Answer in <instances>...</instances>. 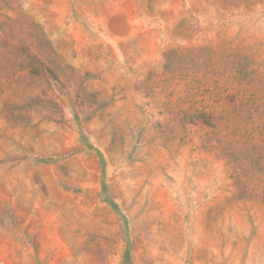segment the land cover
I'll list each match as a JSON object with an SVG mask.
<instances>
[{"label":"rangeland","instance_id":"obj_1","mask_svg":"<svg viewBox=\"0 0 264 264\" xmlns=\"http://www.w3.org/2000/svg\"><path fill=\"white\" fill-rule=\"evenodd\" d=\"M162 247L264 264V0H0V264Z\"/></svg>","mask_w":264,"mask_h":264},{"label":"crops","instance_id":"obj_2","mask_svg":"<svg viewBox=\"0 0 264 264\" xmlns=\"http://www.w3.org/2000/svg\"><path fill=\"white\" fill-rule=\"evenodd\" d=\"M146 216H147V214H145V213L143 215L140 214L139 222L141 221V219L143 217L145 218ZM137 223L138 222L136 221V222H134V225H133V227H134L133 228L134 235L137 234V232H138L137 229L141 231V226H139ZM143 229H144V234H146L147 233L146 228L144 227ZM148 234L152 237L153 227H152V224L151 223L149 225ZM152 255L153 254H151V253L148 252V253H146L143 256V258L142 257H140V258H134V264H154L153 262H157V263H160V262H162V263H168L170 261H172V262L174 261V259H170V258H167L166 257V249L164 247H162V250L160 251V253H157L156 256H153L152 257Z\"/></svg>","mask_w":264,"mask_h":264}]
</instances>
